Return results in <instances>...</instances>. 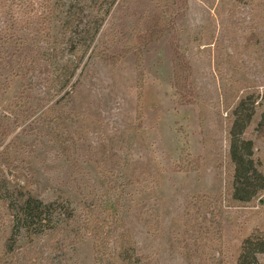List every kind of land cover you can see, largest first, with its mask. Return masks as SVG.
Instances as JSON below:
<instances>
[{
  "label": "rangeland",
  "instance_id": "obj_1",
  "mask_svg": "<svg viewBox=\"0 0 264 264\" xmlns=\"http://www.w3.org/2000/svg\"><path fill=\"white\" fill-rule=\"evenodd\" d=\"M73 1L0 0V181L10 189L0 264H30L41 250L36 264H97L87 230L53 254L12 223L8 205L29 195L55 202L59 227L83 226L94 209L92 229L105 220L111 230L105 264H123L124 232L137 264H238L245 239L264 232V191L234 201L229 160L243 100L242 136L264 170V0H96L75 48L62 29ZM93 33L60 89L54 74ZM63 95L69 118L52 132L41 113Z\"/></svg>",
  "mask_w": 264,
  "mask_h": 264
},
{
  "label": "trees",
  "instance_id": "obj_2",
  "mask_svg": "<svg viewBox=\"0 0 264 264\" xmlns=\"http://www.w3.org/2000/svg\"><path fill=\"white\" fill-rule=\"evenodd\" d=\"M96 3V0H74L70 3L62 23V29L64 32V43L69 42L70 46L76 47L75 42L79 39L77 32L78 20L80 16L85 14L90 4ZM96 26V23H94ZM91 25V24H90ZM89 25V30L92 25ZM94 33L91 36L87 45H81L79 51H71L73 57H70L66 65L58 73L54 74L53 84L59 86L60 89H66L71 83L72 79L77 73L78 68L81 66L84 58L89 52V47L93 42ZM90 43V44H89ZM89 44V45H88ZM60 83V85H58ZM68 91H66L67 93ZM64 95L47 106L45 111L41 113L43 123L51 127L53 132V126H59L63 124L66 117L69 115L65 113L64 106L61 101L65 100ZM244 101L238 103L239 110H242ZM237 110V112L239 111ZM236 111L233 113L236 115L234 119L233 128L231 131L230 140V152L229 160L234 166L232 172V198L234 201L249 204L252 200L261 192L264 191V170L261 168L259 160L255 157L254 142L251 139L245 138L243 135L245 126L239 125V116ZM66 114V117H65ZM251 120V116L248 117V121ZM247 121V122H248ZM260 125L264 130V111L261 114ZM53 139L60 146H65L63 140V134L60 132L52 133ZM10 193V189L7 182L0 181V206L5 202H8L7 195ZM12 202V201H11ZM260 202L264 204V199H260ZM55 203V202H54ZM54 203H44L42 200L35 198L31 195L24 198L22 201H14L8 205L11 213V221L18 229L31 230L35 234H40L41 240H43V252L48 250L55 254L61 251L68 245H73L74 242L83 237L82 230L89 231L95 238L96 248V263L105 264L103 248L110 245L111 230L102 231V227L107 224L105 220H101L102 223L98 228L92 229L94 223H91L94 218L90 213L96 215L94 209L88 211L86 217L82 220L84 225L78 224L73 221L69 225L59 227L56 223L57 213L54 208ZM7 204V203H6ZM6 225L1 209H0V226ZM92 230V231H91ZM18 232V231H17ZM16 233H13L7 243L10 251L15 249ZM75 232V237L70 235ZM105 235V236H102ZM128 233L124 232L120 235V238L115 245V252L118 259L123 264H137L139 259L135 256V248H132L129 243ZM42 251V250H41ZM41 251L35 252L34 256L30 258V264H36L34 258H37ZM264 254V232L260 230L254 231L248 236L241 249V253L238 259V264H261L258 260V254ZM107 264H111L110 262Z\"/></svg>",
  "mask_w": 264,
  "mask_h": 264
}]
</instances>
